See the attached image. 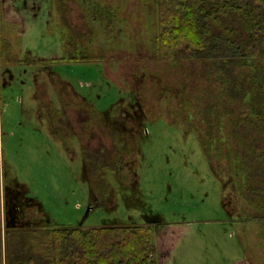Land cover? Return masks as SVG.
<instances>
[{
    "label": "rangeland",
    "instance_id": "obj_1",
    "mask_svg": "<svg viewBox=\"0 0 264 264\" xmlns=\"http://www.w3.org/2000/svg\"><path fill=\"white\" fill-rule=\"evenodd\" d=\"M150 3L0 0L1 264L26 259L12 235L31 227L158 224L187 227L166 264H264V118L242 114H264V92L233 101L216 60H161ZM78 51L91 62L58 63ZM247 65V86L264 84V56ZM85 103L116 139L86 129ZM99 158L119 167L105 205Z\"/></svg>",
    "mask_w": 264,
    "mask_h": 264
},
{
    "label": "trees",
    "instance_id": "obj_2",
    "mask_svg": "<svg viewBox=\"0 0 264 264\" xmlns=\"http://www.w3.org/2000/svg\"><path fill=\"white\" fill-rule=\"evenodd\" d=\"M107 11L114 13L111 7ZM147 12L161 60H216L221 95L233 101L251 97L256 91L259 95L264 92V84L260 83L262 75H253L254 83L247 86L246 79L242 80V74L236 71L238 65L256 63L264 56V0H151ZM234 24L247 31L245 39H236ZM82 56L79 52L58 63L91 62L92 58ZM250 104L247 113L242 114L263 119L264 114L250 108ZM83 105L90 116L86 129L105 128L116 139L118 133L107 124L104 114L92 103ZM85 155L91 162L87 153ZM260 156L263 158L262 155L256 158ZM116 161L99 158L94 162L92 176L96 181L93 185L98 204L105 205L110 196L108 173L119 170ZM261 206L264 209V200ZM186 231L187 227L175 224L95 229L60 225L42 229L31 227L30 231L22 230L12 235L26 258L15 259L12 264H166ZM6 245L9 250L14 247L10 235ZM155 250L157 261L152 258ZM237 264L248 262L241 259Z\"/></svg>",
    "mask_w": 264,
    "mask_h": 264
},
{
    "label": "crops",
    "instance_id": "obj_3",
    "mask_svg": "<svg viewBox=\"0 0 264 264\" xmlns=\"http://www.w3.org/2000/svg\"><path fill=\"white\" fill-rule=\"evenodd\" d=\"M237 262V261H236Z\"/></svg>",
    "mask_w": 264,
    "mask_h": 264
}]
</instances>
